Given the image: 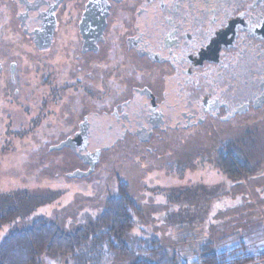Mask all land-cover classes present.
Listing matches in <instances>:
<instances>
[{"label": "flooded vegetation", "instance_id": "flooded-vegetation-1", "mask_svg": "<svg viewBox=\"0 0 264 264\" xmlns=\"http://www.w3.org/2000/svg\"><path fill=\"white\" fill-rule=\"evenodd\" d=\"M32 76L74 146L49 152L217 137L264 118V0H0V98Z\"/></svg>", "mask_w": 264, "mask_h": 264}, {"label": "rangeland", "instance_id": "rangeland-1", "mask_svg": "<svg viewBox=\"0 0 264 264\" xmlns=\"http://www.w3.org/2000/svg\"><path fill=\"white\" fill-rule=\"evenodd\" d=\"M58 108L50 110L56 120L60 119ZM245 124L217 137L205 132L179 136L174 140H181L180 144H164L152 153L138 148L132 139L100 146L92 170L80 177L74 173L86 172L88 162L67 149L49 152V146L58 141L36 147L30 138L14 140L13 151L0 154V191H58L55 201L38 207L28 220H54L62 230L71 231L101 212L104 201L116 194L115 179L119 178L140 210L133 236L158 239L170 257L193 264L200 249L216 252L238 245L255 254L264 251V118ZM246 131L255 137L262 157L252 175L234 184L217 169L213 151ZM24 226L21 221L3 226L0 241ZM40 262L66 263L64 258L45 255Z\"/></svg>", "mask_w": 264, "mask_h": 264}, {"label": "trees", "instance_id": "trees-1", "mask_svg": "<svg viewBox=\"0 0 264 264\" xmlns=\"http://www.w3.org/2000/svg\"><path fill=\"white\" fill-rule=\"evenodd\" d=\"M15 85L16 93L14 86L4 84L0 98V154L13 151L10 146L14 140L30 138L36 141V147H41L61 133L59 120L50 111L57 99L45 89L46 82L32 76ZM254 138L246 131L241 138L220 143L213 151L217 169L234 184L259 167L262 156ZM115 183L116 194L104 201L101 212L71 231L62 230L54 220H28L38 207L55 201L60 195L58 191H0V229L17 221L25 225L10 231L0 241V264H42L41 255L64 258L65 264H189L180 257L167 255L158 239L133 236L134 218L140 210L125 182L116 178ZM193 264H264V251L249 254L243 245H238L209 252L206 247L199 250Z\"/></svg>", "mask_w": 264, "mask_h": 264}, {"label": "water", "instance_id": "water-1", "mask_svg": "<svg viewBox=\"0 0 264 264\" xmlns=\"http://www.w3.org/2000/svg\"><path fill=\"white\" fill-rule=\"evenodd\" d=\"M64 146H66V147H70L71 149H73V145H72V143L70 142V140H66V141H64V142H61V143H59L57 146H55V147H51L50 148V150H52V149H55V150H59V149H61L62 147H64ZM80 151V148L78 147V154L80 153L79 152ZM96 157V156H95ZM93 161H91V162H89V169L86 171V172H83V173H81V174H77L78 176H83V175H87L91 170H92V168H93Z\"/></svg>", "mask_w": 264, "mask_h": 264}]
</instances>
